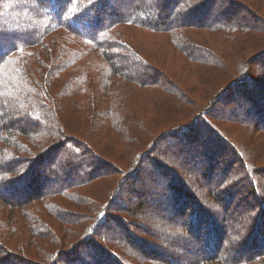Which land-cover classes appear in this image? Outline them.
<instances>
[{
	"label": "trees",
	"instance_id": "trees-1",
	"mask_svg": "<svg viewBox=\"0 0 264 264\" xmlns=\"http://www.w3.org/2000/svg\"><path fill=\"white\" fill-rule=\"evenodd\" d=\"M224 1L232 14L215 16L214 7L194 0H0V264H68L91 242L84 239L88 232H100L91 220L75 216L78 208L69 218L54 202L81 206L75 191H88L114 171L122 175L114 193L122 200L121 190L129 178H138L143 164L159 171L162 164L178 163L167 139L195 130L203 116L211 119L212 108L232 89L259 117L252 133L264 132V0ZM237 10L263 25L256 37ZM191 34L203 36V43ZM177 72L196 75L194 84L199 74V83L220 87L210 98L199 89L188 110L176 104V113L153 124L149 119L160 106L149 103L146 123L145 100L133 107L135 119H123L124 99L118 98L127 89L155 99L167 84L163 80L172 81ZM74 156H83L84 169ZM19 183L27 185L22 195ZM258 194L250 206L258 210L239 236L227 238L239 221L223 215L212 234L217 242L211 239L204 256L190 264H264V204Z\"/></svg>",
	"mask_w": 264,
	"mask_h": 264
},
{
	"label": "rangeland",
	"instance_id": "rangeland-1",
	"mask_svg": "<svg viewBox=\"0 0 264 264\" xmlns=\"http://www.w3.org/2000/svg\"><path fill=\"white\" fill-rule=\"evenodd\" d=\"M194 1L202 2V8L214 7L211 10L215 16H219L220 11L226 15L232 14L228 12V3L224 0ZM200 4H190V8ZM237 11L240 22L247 18V22H244L252 26L251 36L256 37V31L263 25L247 12ZM191 36L201 43L204 41L203 36ZM191 36H183V39L193 41ZM212 40L215 41L210 35V42ZM201 77L198 74L196 84V75H188L187 72L171 75L172 81L165 78L163 82L167 84L163 86L164 91L161 90L162 86L159 87L161 92L156 95V100L147 99L146 93H140L141 90L127 89V96L118 98L119 101L124 99L120 106L123 119H135L132 110L134 106L137 109L141 104L139 100L147 101L142 111L143 117L141 116L146 123L148 118L145 113L149 111V103L160 106L155 118L149 119L150 124L158 122L165 115L168 117L176 113V104L185 105L188 110L190 103L196 102L193 99L198 98L199 89L209 91L210 98L220 87L204 86L206 83H199ZM236 92L238 91L232 89L220 99L211 110V119L203 116L197 122L195 130L169 137L167 142L171 143L178 163H167L169 167L162 164L159 171L154 166L143 164L136 174L138 178H129L121 190L122 200L114 195L120 186L122 175L114 171L111 178L106 176L88 191H83V186L82 191H75L78 192V195H74L81 200V206L78 204L73 208L74 204L61 198L54 202L57 209L62 206L59 210L67 217L71 216L72 210L78 208L83 214L75 216L82 217L87 224L91 220L93 230L98 229L100 232V236H95L89 231L86 237L89 234L91 236L84 239H90L91 242L82 246L74 259L69 258L71 260L68 264H190L195 258L204 256L203 252L207 247L205 244L211 239L217 242V237L212 234L214 227L221 225L223 215L235 217L239 221V226L234 230L230 227L227 238L239 236L245 223L253 217L254 209L258 210L257 206L250 207L253 204L252 194L261 192L264 204V162L260 163L264 152V132L261 133V128L258 127L256 134L254 130L252 133L250 129L254 128L259 117L248 111L245 107L247 105L242 104L245 96ZM262 120L264 121V117ZM129 137L135 141L131 133ZM147 145H142L141 149ZM133 148L130 150H136L138 146ZM61 154L60 162L63 165L67 162V153L63 150ZM149 157L155 159L154 154ZM211 157L213 160H210ZM83 161V156L73 158L74 164L77 163L80 169H84L86 165ZM103 168L109 170L107 167ZM173 176L176 178L171 179ZM171 180L172 185L167 187L164 183L168 181L169 184ZM16 188L17 193L22 195L27 185L19 183ZM98 205L100 209H97ZM245 206L246 211L251 212H242V207ZM84 211L89 212V215H85ZM222 240L225 239L222 237ZM69 251H72L71 248Z\"/></svg>",
	"mask_w": 264,
	"mask_h": 264
},
{
	"label": "snow or ice",
	"instance_id": "snow-or-ice-1",
	"mask_svg": "<svg viewBox=\"0 0 264 264\" xmlns=\"http://www.w3.org/2000/svg\"><path fill=\"white\" fill-rule=\"evenodd\" d=\"M88 11H90V9ZM84 15H87V13L85 12L83 15L77 16L76 22H81L84 18ZM3 38H4L3 35H0V40H2Z\"/></svg>",
	"mask_w": 264,
	"mask_h": 264
}]
</instances>
